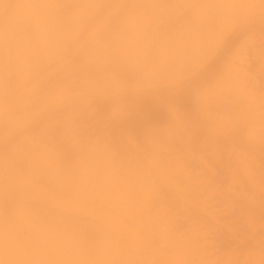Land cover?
I'll use <instances>...</instances> for the list:
<instances>
[{
    "label": "bare ground",
    "instance_id": "1",
    "mask_svg": "<svg viewBox=\"0 0 264 264\" xmlns=\"http://www.w3.org/2000/svg\"><path fill=\"white\" fill-rule=\"evenodd\" d=\"M120 1L124 2V0H0V264H135V263L141 264L143 262L148 261L146 259H145L146 261L144 260L145 257L147 258V255H144V254H149L152 251L151 249H148L149 246H146L145 250L147 251V253H144L145 251L144 244L146 243L144 241V238H146L145 240L147 239L152 240L151 237L157 236L156 238H159V236L162 237L165 233H167L165 234V237H167L169 235L168 233L170 230H172V235L176 234L175 233L176 231L175 230L173 231L172 229L174 227L172 225H175L178 223L179 221L178 219H180L181 214L178 215L180 217H178L177 219L178 221L176 220V223L173 222L174 220L173 218H176L177 211L175 212L173 211L175 213V217L171 216L172 215L171 211L169 212L171 213V215L168 214V210H170L169 208H171L172 206L171 204H175V202L177 201V200L175 201L171 195L175 192L170 193V196L173 199L174 203L172 199H171L172 203L170 201L166 202L164 201L166 200L165 196L167 197V201L168 199H170V197L168 198L169 195L168 196L166 194L164 195V193L166 192L165 191L166 189L164 190L163 188H165V186L163 188L161 187L162 182H163L162 180H165L163 171L166 173L168 172L166 170H169V168L168 169L167 167L165 168L164 162H166L167 164H170L169 159L172 160L170 157L168 159H165V161H162V159L159 160L158 158H153L154 157L153 154L151 155L147 153L148 155L153 156L151 160L150 159L147 160L146 158L147 162H138V164L143 163L146 166H148L150 162L155 163L156 165L155 169L151 168L150 166L146 167L143 164L140 166L142 167L145 166L143 168L141 167L143 169L142 172H144V174L145 172H147V170L144 171L147 168L151 169V170L148 169V173L149 171H151V174L154 170L153 175L151 176L149 173V176L151 177L155 176L154 179L156 180L159 179L158 181L161 180L162 182H161L160 187L163 189L162 192L165 191L162 195L158 194L159 192H157L158 195H156V193L152 194L154 193L155 190H157V189H154L153 187L154 191L151 189L153 192L150 191L151 193L150 192L147 193L148 188H151L153 185H156L155 183L156 180L155 181L149 180L150 183L145 182L146 183L145 184L144 182H141V185H145L147 187V189H145V187L143 188L145 191L143 190L142 191L143 193H142L140 192L142 189L141 185H139L141 189H138L137 187L135 189V187H132L133 184H134L133 186L138 185L136 183L137 182L140 183V177L143 176V173H139L140 166L138 164L136 165L137 167H134V168H138L139 171H137L136 169L138 174L140 175L142 174L141 176L139 175L138 181H136L138 178V174L136 175L137 178L134 177L135 174H131V172L133 173L136 171L135 169H131L130 166L128 167L134 171H131L128 168L126 170L127 172L123 171V174H125V176L127 174L128 176H126L125 178L124 175H121L119 173L120 174V175L118 174L119 178L120 176H123L124 180L118 178L117 172L118 170L122 168L121 163H123L122 165H124L128 162V160H131V159H127L126 162L124 163L125 158L123 159L121 157V154H120L121 151L120 150L118 151L119 148L116 149L117 148L116 146H118L120 142L122 143V138H121L122 136L120 135L121 136L120 137L118 135L119 131L117 135L121 138V141H119L118 144H115V146L113 145L115 147L114 148V147L106 145L107 143L104 144L102 140L103 136L101 134H100V137L102 136V139H101L102 142L99 141L100 144H98L99 142H97L96 139L94 140L92 138L93 136L87 135L86 133L88 134L90 133V131L88 130L91 128V126H89L90 128L88 129L86 127L87 126L86 122L84 123V126H83L84 128L85 127L87 128L85 137L88 136L91 138H85L82 135L83 133L82 130L81 131L79 130L80 131L79 134L81 132L82 133L78 135L80 136V138L82 136L81 140L82 139L83 140L77 141V139H79L78 136L74 135L72 131L66 129V128L69 129L72 124L76 125L77 120L81 119L80 117H77L75 115L77 113L75 105H76V102L78 101L77 99L80 98V95L81 97L82 95L83 96L85 95L86 97L89 98L92 92L99 90L98 88L99 85L102 86L101 84L106 83V85L108 86L109 82H111V85L109 86L112 88L114 86L113 84L114 82L117 86L120 84L116 88H119V87L121 88L123 86L124 89H121V90L129 89L133 91H138V89L141 88L143 85L149 84L148 79L151 77V75L154 72L155 73L159 72L156 69L157 66L159 65L163 66L165 65L163 63H168V61L167 62L164 61L163 59L164 57L161 58L160 55L159 57L157 55V58H158L157 60L155 57L153 58V56L154 55L156 56L157 54L154 48L153 49L155 50V52L154 51L153 52L155 54H153V56L151 57L150 53L152 52H150L151 49L150 47H148L150 46L149 44L151 42L148 44L147 48H145L146 50L149 49L147 50L148 53L143 51L145 50L142 47L143 45H141V48H143L142 50L143 52L142 51L140 52L141 50L140 45L138 44L134 45L138 41L137 40L134 42L133 41L135 39L134 37L141 38L138 31H137L138 33L136 32V34H139V36L138 35L134 36L135 35L134 32L136 29H134V32H131L132 28H134L133 26H131L134 24V21L130 25V30H127V31L123 30L125 21L121 22V23H124L122 24V28L119 27L120 26L119 22H117L118 23L117 25L119 26H117V28H114V29H117L118 31L116 33H115L116 30L113 33L114 29H112L113 26H116V24L114 23L116 19L113 21V23L115 24V25L113 24V26L110 25V23L112 22L110 21L108 26L110 25L112 27L110 28L111 30L108 29V27L107 28L104 27L106 30L108 29L107 31L109 34L107 33L105 29L104 31H106V33L105 32L102 33V31L99 32V28L101 24L99 27L96 26L98 30L95 28L94 25H93L94 28L92 27L93 30H90L91 29L89 28L90 25H88L90 23L87 21H84L88 23L87 24L88 27L87 26L85 27L88 28L87 30L88 38H90L89 39L90 42L91 40L94 41L92 42L94 43V46L92 43L91 45L88 43L87 46L82 45L83 48L82 46L81 48H79L80 45H78V43L79 41H82L79 38L86 31L83 32L82 28L80 29L76 25H74L75 21L73 20L76 19V22H77V18H78V17L77 18L74 17L76 13H78L77 16L79 15L82 20V16L84 15V13H86V11L88 10L90 11V8L92 6L96 7L98 4H102L106 7L105 4H107L108 2L109 3L115 2V4H117L116 2H119L122 5ZM129 1H131V3ZM132 1L135 4H137L138 2H140V4H147L146 1H151V0H128V3L132 4ZM144 1L145 3H143ZM165 1L163 0V2ZM185 1L186 0H184V2ZM189 1L190 0H188V3ZM197 1L198 0H196L195 3ZM210 1H213V0H210ZM219 1L220 0H214L213 2L217 3ZM227 1H228L227 2L228 4L229 3L231 4L228 5L226 3V0L224 1L221 0L222 3L220 4L219 2V4L224 7H221V8L220 6L217 7V5L219 4H216L214 6L215 8L217 7L216 8L217 10L219 8L223 9V12H226L227 10L231 12V11H234V9L236 8V12H237L238 7H239L238 5H243V3L240 0H238V2L240 1L241 4H237L238 2L237 3L235 2L238 7L234 8L233 6L234 0H231V1L227 0ZM245 1L247 3H249V1L251 2V0L249 1L245 0ZM255 1H258V0H252V2H255ZM152 2H154V0H152ZM181 2L182 1L179 2L178 0L179 4ZM203 2L205 3V0ZM223 3H226L227 4L226 7L229 6V9L232 8L233 10H229L228 7L227 9H225L226 7H225V4ZM115 4L113 3V5ZM161 4H162V1H161ZM74 5H82V6L86 5L87 7L86 6L84 7L87 9L74 8L73 7ZM256 5L254 4L252 6H256ZM98 6L97 8L99 10ZM104 6L103 8H105ZM108 6L110 5L108 4L107 7ZM138 6H141V5H139L138 3ZM263 6L264 4L258 7L261 8ZM251 7L250 5H248V8H251ZM93 8L94 7H92L91 11H95L94 10L95 8L94 9ZM203 8H206V7H203ZM242 8L244 7L241 6V9ZM101 9H102V6H101ZM134 9H132V12L134 11ZM98 10L96 9V11ZM213 10L216 11L215 9ZM242 10L244 11V9ZM89 11L87 12L88 14L94 13V12H91V11L89 12ZM113 11L114 10H112V12ZM135 11L137 10L135 9ZM148 11H151V10L148 9ZM214 11L213 13L215 14ZM255 11L258 12V8ZM80 12H84V13L82 14ZM98 12L96 13L97 14L101 13V12L99 13ZM129 12L127 11L126 14ZM223 12L220 10L219 13L217 12L216 13L222 15L224 14ZM66 13H73V14L67 15ZM124 13L125 12L123 11V16L125 15ZM213 13H210V14H213ZM62 14L66 15L67 18L69 16L70 20L67 19L65 16H61ZM227 14L225 13V15ZM243 14L244 12L242 13V15ZM59 16L63 17L64 20L59 18ZM65 18L67 20H65ZM84 18L85 16H83V19ZM60 19L62 21H65V22L68 21V22L62 23ZM93 19H95V17ZM85 20H87V18ZM119 21H121L120 18H119ZM129 21L131 22L132 18ZM231 21L232 20H230V22ZM242 21H245V20H242ZM69 22L70 24L74 23L73 24L74 26L68 25ZM90 22L94 24L93 23L94 20L93 21L90 20ZM130 22L127 21L128 24H130ZM102 24H104V21ZM139 26L140 25L138 23L137 27ZM152 26L155 27V25H152ZM118 27L121 29L118 30ZM128 27L129 25L127 26V28ZM154 27H152V30L150 29L151 30L150 32L151 33L153 32V34L151 33L149 34L148 32L149 35L147 37H149L150 35L151 36L154 35L155 31L153 30L158 28L156 26L154 29ZM124 28L126 29V26ZM102 29H103V25H102ZM157 30H160V28ZM161 30H162V27H161ZM166 30L170 31L169 28ZM121 31H123L125 34L122 33ZM140 31H142L141 28H140ZM181 31L182 30H180L179 32L178 31L176 32L180 33L181 35L182 33ZM166 33H168V31ZM163 35L165 34L163 33ZM84 36H86V34ZM129 36H130V39L134 36L133 40L126 41L128 40L127 37ZM123 37H125L126 40H124L125 38ZM70 38H72V42ZM99 38H100V41L102 39L104 40H102L99 43ZM93 39H98L97 40L98 43H95L96 40H93ZM66 40L68 43H66ZM125 41L127 44L124 43ZM69 42L71 45L69 44ZM67 44L70 47L67 46ZM152 44H154V42ZM68 55L71 56V58H69ZM160 58L161 60L163 59L162 60L163 62L160 61ZM81 66L82 67L84 66V67L82 68ZM87 66L90 68H88ZM80 67H81V70L85 69V71L87 67L88 72H93L94 75L92 76L91 74L90 76L92 77H90L87 75L89 74L88 72H86L87 74H84V71L82 72L80 70ZM92 67H95V68H92ZM77 68L79 69L78 72L80 71L82 73L79 72V74L76 75L78 73L76 72L75 75L77 77L79 76L80 78L79 77L76 78V76H74L73 74L75 73V71H77ZM92 69L94 70L97 69V70L94 71ZM162 70L163 69H161L160 71L162 72ZM71 73L73 75H71L70 77ZM80 75L83 77V79H81ZM86 75L88 78H86ZM152 76H154V74ZM105 87L106 86H104V88ZM112 91H109V92H112ZM114 94L115 93H113V95ZM119 94H122V93H120L119 91ZM140 94L142 93L140 92ZM118 99L120 98L118 97ZM80 101L81 100H79V102ZM79 102H78L79 106L80 104H83L82 102L81 103ZM84 103L86 105V102ZM103 103L106 105L105 102ZM88 106L90 105L88 104ZM87 108H90V107H87ZM84 109L85 108H83V110ZM95 111L97 110L95 109ZM88 112H85L86 114H81L82 113L81 111L78 113H80V115H87ZM98 113L99 112L97 111V116L101 117L100 116L101 114L99 115ZM89 114L91 113L89 112L88 116H85L84 119H81V121L82 120L88 121ZM92 114L94 115L93 112ZM74 115H75V118L73 119L76 122L72 123L73 120H71L72 119L71 117ZM97 116L95 114V116H93L92 118L95 117L98 121L99 117L97 118ZM76 117L78 118L77 120H76ZM86 117L88 118L86 119ZM95 118H94V121L96 120ZM68 120H71L72 122ZM66 121L70 123L69 127H68V124L66 127L65 125ZM81 121H79V123H83ZM94 121L93 120L91 121L93 122L92 126H94L92 128H95L94 123L95 124L97 123L96 121L95 122ZM100 124L102 125V123ZM100 124H97L96 127H100L101 126ZM73 125L71 128L73 129V132H75V130H77L78 127L73 128L74 127ZM105 131H102V133L103 132L105 133ZM77 133L78 131L76 132V134ZM93 133L92 135H94ZM106 133H108V131H106ZM95 135H98V134H95ZM105 136H109V135L106 134ZM104 140L106 139L104 138ZM151 146L149 145V147ZM120 149L124 150L125 148L123 149L122 147ZM150 150L152 152V149ZM117 152L119 153L117 154ZM155 154L157 153L155 152ZM125 155L126 154H124V157ZM152 159L153 160L158 159V160L153 161ZM132 160L135 161L136 159L135 160L132 159ZM132 162H131V165L135 166V164H132ZM176 163L177 162H173L168 166H171L172 164H174V168H175L176 166L180 165V163H183V162H178L177 164ZM128 164H126L125 166L127 167ZM161 166H164L163 167L164 170L161 169V172H160L159 169L162 168ZM181 166H184V165L181 164L180 166H178V168L180 169ZM115 167H117L118 169L117 168L115 169ZM178 168L176 167V169ZM185 169L186 168H184V170ZM155 170L160 172V174L162 173L161 175L163 176L164 179L161 178L162 176L159 174L161 176L160 177L158 173L155 172ZM185 173H186V170H185ZM129 174L133 176V179L131 178V176H129ZM146 174L144 175L146 176L144 177V179L146 178L147 180L149 176L147 178L148 174L147 175ZM156 176H158V178ZM129 177L132 180H134L136 183L132 181L131 179L129 180L128 179ZM186 177H183V178H186ZM114 179H116V183L114 182ZM125 179L129 180V182L132 181V184L130 185L127 182V180L125 181ZM111 183L113 184L109 185ZM150 184L152 186H149ZM128 185H130L131 187ZM157 185L155 188H158ZM129 187L130 189L134 188L135 191L134 189L133 190L131 189V191H134L135 193L137 192V189H138L140 190L138 191L140 194H145L146 192L148 195L150 194V197L152 194L154 195L151 197L153 199H150L151 201H147V199L149 200V198L146 197L148 195L146 194V196L143 197L139 195L138 192L136 193V195L138 194L136 196L130 191ZM170 189L171 191L172 189L177 190V188H170ZM160 190L161 189H159V191ZM167 191H169V189ZM174 195H177V194H173V197ZM138 196H141V198H147L146 201L149 202L148 203L149 205H151L150 203L153 204L154 202L158 201V198L159 200L161 198H164L163 200L164 203L161 200V204L156 205V206L161 208L163 212L167 213L165 215L166 216L168 215V216L166 217L165 215H160V216H163V219L161 217L157 219L158 217L157 215L159 213H156V210L158 209V207H156V210H154L155 212H152V216L154 217L157 216V217L153 218L151 216V220L153 221L154 219H156V221L159 220L158 222L160 223L150 222L149 221L150 217L147 218L146 214L144 213L145 210L142 212L140 208H143V207L145 208V206L147 205L148 209L152 208L151 210H153V207L151 206L149 208V205L146 203V201H144V199L140 200L141 201L140 202L139 201L140 198ZM175 197L177 199L178 198L181 199V200L178 199V202L180 201L178 205H181L182 201L184 203V200L182 199L184 198V196L183 197L175 196ZM188 200L186 199L185 201L187 202ZM143 201L145 202V204L142 203ZM190 201L191 200H189L188 202ZM159 202L160 201H158L157 204H159ZM168 203L169 204L171 203L170 204L171 206L167 205L169 206L167 207L166 204ZM162 206L167 210V212L164 211L165 209L162 208ZM255 215L257 214L255 213ZM164 217L169 219V220H166L167 221L166 223L168 224V221H169V224H171L172 227L169 224L168 226L171 228H169L167 224L165 225V221H163L164 224L159 225L161 224L162 220L166 219ZM170 217L172 218L171 222L175 224L170 223V220H171ZM142 218H144L143 219L144 221H142ZM146 218L147 220L148 219L149 220L147 221ZM145 220L147 222H145ZM187 220H188V216H187ZM142 222L143 223L145 222L147 227H150L147 225L149 224L148 222H150V223H156L157 226L159 225L160 227H162V230H164V228L165 229L169 228V230H166L167 232L165 233L161 232V228L153 224L155 226V229L157 228L160 231L159 232L156 229V231H158L159 233L157 232L155 234L156 231L154 229V226L152 227V224H150L151 225L150 229L152 228L151 230L154 232V235L156 236L153 235L147 238V236L150 233L153 234V232L150 231L149 229L148 231H150V233L148 232L149 233L148 234L146 232L148 228L145 227V224H143L145 228L142 230ZM189 222L187 221L186 224L188 225ZM194 222H202V221H194ZM191 224H193V222ZM175 226L177 227L178 224ZM191 228H194V227H191ZM143 231L146 232L144 233V235H143ZM184 231L182 230V233ZM173 232L175 234H173ZM197 232L202 233L200 231H197ZM204 232L203 234H200L202 237L205 236ZM185 233H187V231ZM185 233H183V236L187 235L186 237H188L189 235ZM178 234L177 236L176 235L175 236L179 237ZM196 234L197 233L195 232V235ZM145 235L146 237H143ZM172 235L170 234V238L172 237ZM181 236L182 235H180V237ZM197 236L198 235H196V238ZM248 237L250 239L249 238L247 239L250 240V242H252V243H249V241L247 240V243L249 245L251 244L253 245L255 244L256 241H258V240H255L256 238H258V236L256 238L253 236H248ZM252 237L255 239H253ZM177 239L175 238V240ZM184 239L185 237L183 239H180L181 241L174 240V242H172L173 238L171 241H169L167 237L166 238L167 241H164L166 244L164 242L162 243L157 242V243H160V245L164 243L165 244L164 249H166L167 251L169 249H170L169 251H171L172 247H175V246L178 247V250L181 249L178 251L176 247L173 248L174 251H171L173 255L170 254V252L168 251L169 257L171 256L170 261H172V259L175 258L177 254L175 259L177 260L179 259L178 260L179 262L180 260L182 261L183 258L184 259L187 258V260L185 259V264L187 262H190L188 264H194L200 252L198 251L193 252L195 255H197L196 258L194 257V254L192 252L189 253L188 255L189 257L186 256L187 255L186 251L188 252L189 249L186 250L187 248L185 249L184 247H186V245H189V244L188 243L180 244V243H185L182 241ZM187 239L189 240L190 238H187ZM198 239L201 240V237L200 238L198 237L197 240ZM197 240L196 242H200L199 240L198 241ZM204 240L205 239L201 241L203 242ZM184 241H187V240L185 239ZM170 242H172V244L174 243L173 246L166 247V245L168 246ZM197 244L199 243H196V245ZM181 245H185V246L183 247ZM204 245H207V243H205ZM169 246H171V244ZM194 246L195 245H193V247ZM182 247H183V250H185L183 252H182ZM190 247L193 248L192 246ZM197 247L198 246H196L195 248ZM195 248H193L192 250H195ZM160 249L162 248H159L157 250L159 251ZM201 249L202 248H200L199 251H201ZM175 250L179 253H177ZM167 251H164V252H167ZM184 252H185L184 255L181 254ZM155 254L157 257L159 255L160 259H158L157 257L156 259L160 260V262L157 260L155 261L159 262V264H162V263L165 264V261H163V258L164 259L167 258L168 254L165 253L164 255L165 256L167 255V257H163L164 255L163 256L160 255L161 253L159 254V253L154 252V254L150 253L148 257L152 255L154 256ZM180 254L182 257H180ZM141 255L142 256L144 255V256L142 257ZM209 255L210 254H208L207 257H209ZM153 256H152V259L149 258L150 263L146 262V264H151L152 262L151 260H153L155 257ZM192 256L195 258L194 260ZM201 257L202 256L198 258H201ZM210 257L214 258L212 255ZM210 257L208 258L209 260H210ZM189 258H191V260H188ZM203 258L205 257L203 256ZM203 258L201 259L205 261V259ZM192 260L193 262L191 263ZM183 261H182V264H184ZM210 261L212 262V260ZM156 262L155 263L153 262V264H156ZM166 264H168V262H166ZM195 264H197V262Z\"/></svg>",
    "mask_w": 264,
    "mask_h": 264
},
{
    "label": "rangeland",
    "instance_id": "2",
    "mask_svg": "<svg viewBox=\"0 0 264 264\" xmlns=\"http://www.w3.org/2000/svg\"><path fill=\"white\" fill-rule=\"evenodd\" d=\"M161 1H162V4H161ZM161 1L159 0L158 1L154 0V2H152V0L146 1L147 4H140V2H138L139 5L141 6H138L137 2H136L137 4L133 3V1H132V4H130L131 1H129L130 3H128V0H124V2L120 1L122 5L119 2H116L117 4L113 2L115 5H113L112 2H110L111 4L108 2L107 4H105L106 7L102 4H98L100 6L96 4L99 7V10L97 6L96 7L92 6L95 8L93 9L95 11L97 9L102 14L101 13L97 14L96 12L98 11L96 12L91 11L92 7L90 6L91 7L90 11L94 13L93 14L91 13L92 15L90 13L88 14L87 12L89 10L86 11V13H84L85 11L80 12L82 14L84 13L83 16H85L84 19L82 16L83 21L81 20V17L79 15L77 16L78 13H76V15L74 14L75 15L74 17L76 18L78 17L77 22L75 19L73 20L75 21L74 22L75 24L73 22L71 23H73L80 29L82 28L83 32L86 31L84 34H82L83 37L81 35L79 38L80 40H82V41H79L78 43V45H80L79 48H81L82 45L87 46L88 43L91 45V43L94 42L92 40L90 42L89 40L90 38H88V34H87L88 28L85 27L88 24L87 22L90 23L88 24L90 25L89 27L91 28L90 30H93L94 28L93 25L98 30L96 26L99 27L101 24L99 28V32L102 31V33L103 32L106 33L108 29L112 28L111 26H113L114 23L116 24V26H113L112 29L117 28V26L119 25H120L119 27L122 28V24L124 23H121V22H124V21L126 25L124 24L123 30H126V31L130 30V25L134 21V24L131 25L134 27L132 28L131 32H134V29H136L134 32L135 33L134 36L136 35L139 36L140 34V37L142 38V40L141 38L134 37V36L133 37L136 40L135 39L133 40V37L130 39V36L127 37L128 40H126V38L123 37L125 38L124 40L126 41L133 40L134 42L138 40L139 43L137 41L136 44L134 45L138 44L140 45V48H141V45H143L142 47L144 49L147 48L148 44L151 42L149 44L150 46H148L151 49L150 52H152L150 53L151 57L153 56V54H155L154 52L156 50L157 54L156 56L154 55L153 58L155 57L157 60L158 59L157 55L158 57L160 55V57L161 58L164 57L163 58L164 61L166 62L168 61V63H163L165 64L163 66L162 65L157 66L158 68L156 67V69L159 72L158 71H157L158 73L154 72L153 73L154 76H152L153 75L152 74L151 77L148 79L149 81L148 82L149 84H147L148 86L143 85L141 88L138 89V91H133L129 89L121 90V89H124L123 86L121 88L120 87L116 88L120 84L117 83L119 84L117 86L114 82L113 84L114 86L115 85L116 86L115 87L113 86L112 88L109 86L111 85V82H109L108 86L106 85V83L105 84L103 83L104 85L101 84L102 86L99 85L100 86V87L98 86L99 90L92 92L91 96L89 95L90 96L89 98L86 97L85 95L84 96L82 95V97L80 95L81 99L78 98L77 99L78 101L76 102V105H75L76 111H77L75 115L77 117H80L81 119H84L85 116H88L89 112L91 114L93 112L94 115L92 114L91 116V114H89V118L86 117V119L88 118V121L86 120L81 121L80 118H79L80 120H77L78 118L76 117L77 122L74 121L73 119L75 118V115H74L71 117L72 119L70 118L71 120H73V122L71 120H68V121H71L72 123L76 122V125L75 124L74 125L72 124V125L74 126L73 128L78 127L77 130L73 132V129L71 128L72 125L70 127L72 130L70 128L69 129L66 128V129L72 131L74 135L78 136L79 139H77V141L83 140V139L81 140L82 136L81 138L79 136L82 132L84 133V134L82 133L84 137L86 134L89 136H93L92 138L94 140L96 139L97 142L101 141L102 136H103L102 140L104 144L107 143L106 145L111 146V147H114L115 144H118V142L121 141V138H122V143L120 142L121 144L119 143L118 146H116L117 147L116 149L119 148L118 151L119 150L121 151L120 153L121 157L123 159L125 158L124 163L126 162L127 159H131V160H128V162L126 163V164L129 163L127 167L125 166L126 164L122 165L123 163H121L122 168L118 170L117 175L120 173L121 175L125 176V174H123V171H126L129 168L128 166H130L131 169H135V171L136 169L137 171H139L138 168H134V167H137L136 165L138 164V162H147V160L149 159L151 160V158L153 157L151 156L152 154L154 155L153 158H158L159 160L162 159V161H165V159H168L170 157L172 159V160L169 159L170 164L173 162H177V163L183 162V163H180V165L182 164L184 166H181L180 169L178 168V166L180 165L176 166L178 168L176 169V167L174 168V164H172L171 166H168L170 164H167L166 162H164L165 168L166 167L167 169L169 168V170H166L168 171L166 172L167 174L163 171L164 166H161L162 168L160 169L158 168L160 172H161V169H163L162 171H163V175L165 178V180H162L163 182L161 180L158 181L159 179L157 180L154 179L155 176L151 177L154 173L153 169H152L153 170L152 174H151V171H149L151 176H149V173H148V169L150 168H147L144 170V171L147 170L145 174L146 173L148 174V175L146 174L147 178L149 176V178L147 179L148 181L156 180L155 182L156 185L158 183L157 185L158 188H155L156 185L152 186L151 184L154 183L152 182L149 185L152 187L148 188L147 193L150 191L153 192L154 189H157L158 191L155 190L156 192L154 191V193L152 194L156 193V195L158 194L162 195L166 191L164 195L166 194L167 196L169 195L168 198L170 197L168 201H167L166 196H165L166 200H164V198H161L159 200V198L157 197L158 201H160L159 204H157L158 201L155 200L156 202L154 203L156 204L150 203L151 205H149L148 204L149 202L147 201H151L150 199H153L151 197L154 195L151 194V197H150V194L148 195L146 192L145 194H140L138 192L140 191L138 189H141L139 187V185H141V182L150 183V181L148 182L146 178L144 179V177L146 176H144L145 174L144 172H142L143 170L142 168L145 167L146 165L142 163L143 165H145L142 167L140 166L142 164L140 163L138 164L140 166L139 173H143V176H141L142 174L141 175L138 174L137 171L133 173L131 172V174H135L134 177H136V175L138 174V178L136 177L137 178L136 181L139 180V175L142 177V178L140 177V183L138 182L136 183L134 180H132L133 176L129 174V176H131L132 179L130 177L128 179L129 180L131 179L136 184H138L135 186H133L134 185L133 184L132 187H135V189L136 187L138 188L137 192L139 193V195L143 197H145L146 194L148 195L146 197L149 198V200L147 198H141V196H138L140 198L139 201L142 199L146 201L147 199L146 203L149 205V208L151 206L153 207V210H151L152 208L148 209L147 205L145 206V208L143 207L144 209L140 208L142 212L145 210L144 213L146 214L147 218L150 217V220L149 219L148 220L150 222L160 223L158 222L159 220L156 221V219H154L155 221L154 220L152 221L151 216H152V212H155L154 210H156V207H158L156 205L161 204V200L162 202L163 200L166 202H169V201L171 202V199L173 198L175 201L177 200L176 202H178V199L179 200L181 199L180 198L177 199L175 196L177 197L184 196V198H182L184 200V203L182 201L181 202L182 204L180 203L181 205H178L180 201L178 203L175 202V204H171L172 203L171 202L170 204L174 207H172L169 203L166 204V206L167 205L171 206V208H169L170 210H168L169 215H171V213H169L171 211L172 212L171 216L175 217L174 212L175 211L178 212V213L176 212L177 216L176 218H173L174 219L173 222L176 223V220L178 219V217H180L178 215L181 214L180 219H178L179 221L177 220L178 221L177 227L175 226L177 224L171 222L172 221L171 217H170L171 219L170 223L175 224L172 226H174L176 229L174 227L172 229L173 231L174 230L176 231L175 232L176 234L174 232L173 234L177 236V234L180 233L178 234L179 237L180 235L182 236L179 238V237H176L175 235H172V230H170L171 233L169 231L168 233L169 235L168 236L166 235V236L168 237L169 241H171L173 238L172 242H174L175 238L176 239L178 238L177 240H175V241H178L185 237L187 241H184L185 240L184 239L182 241L185 243H180V244H187V243L189 244V245H186V247H184L185 245H181L185 249L187 248L186 250L189 249L188 252L186 251L187 253L186 256H188L189 253L191 252L192 253L195 251L200 252V254H198V257L202 256L201 258H203L204 256L205 258L203 259H205V261L202 260L201 258H198L197 255L193 253L194 257L195 258L197 257L195 260V263L197 262V264H204V262L205 264H264V19H263L264 18V12H263L264 6L261 8L258 7L264 4L263 2L264 0L263 1L258 0L259 2L258 1L252 2L251 0L252 3L249 0H247L249 1V3H247L245 0H240L243 3V5H238L240 8L237 6V4H241L240 1L238 2V0L237 1L234 0V5L233 4L232 5L234 6V8L238 7V11H237L238 14L236 12V8L234 9L235 12L234 11L230 12L228 10L227 11L225 10L226 12H223V9H220L221 7H224L220 5L222 3L221 0L219 1L220 4L219 2L214 3L213 2L214 0L213 1L205 0V3L203 2L204 0L203 1L198 0L200 1V2L197 1L198 3L197 2L195 3L196 0H192V1L190 0L189 3H188V0L185 1L186 3L184 2V0H179V2L182 1L180 4L178 3V0H169V1L166 0L167 3L165 0H164L165 2H163V0ZM227 2L228 1L226 0V3ZM235 2L236 3L238 2V3L236 4ZM143 3H145V1ZM226 3H223L225 4V7L228 4ZM108 4L110 6L107 7ZM216 4H219L217 5V7L220 6L218 10L216 9L217 7L215 8L214 6ZM254 4L255 5L257 4V5L252 6ZM248 5H250V7L252 6L251 7L252 9L248 8ZM84 6L86 5H83V6L74 5L73 7L84 9L85 8ZM101 6L103 10L101 9ZM103 6L107 9L103 8ZM241 6L244 7L242 8L244 9V11L241 9ZM203 7H206V8H203ZM227 7L229 9V6ZM227 7L225 9H227ZM110 8L114 11L112 12ZM134 8L138 12L139 11L140 12L138 13L137 11H135ZM257 8H258V12L255 11L257 10ZM132 9H134L133 12H132ZM148 9L151 11H148ZM213 9H215L216 11H214ZM220 10L224 14L222 15L217 14L219 13ZM229 10H233V9L230 8ZM123 11L125 12L124 16H123ZM127 11L128 12L130 11L131 13L129 12L127 13L128 14L127 15L126 14ZM213 11L215 12L217 16L213 13ZM243 12L244 14L242 15ZM210 13H213V14H210ZM225 13L226 14L229 13V14L225 15ZM66 14L71 15L73 13H66ZM218 15L220 16L221 19L219 18ZM61 16L66 17V15H63V14ZM92 17L93 18L95 17V19H93ZM59 18L64 20L63 17L59 16ZM66 18L65 20L69 19V16L67 19ZM86 18L87 20H85ZM119 18L121 19V21H119ZM131 18H132V21L130 22L129 20H131ZM102 19L104 21V24H102L103 23ZM115 19L116 21L113 23ZM62 20H61L62 23L65 22ZM90 20L92 21L94 20L93 22L94 24H92ZM230 20L232 21L230 22ZM242 20H245V21H242ZM84 21H87V22H84ZM110 21L112 22L110 23ZM127 21L130 22V24H128ZM67 22L68 21H66L65 23ZM117 22H119V25H117L118 24ZM109 23L111 26L110 25L108 26ZM138 23L140 25L139 27H137ZM73 24H70L69 22L68 25L72 26ZM102 25H103V29H102ZM128 25H129L128 27L129 29L127 28ZM152 25H155V27L157 26L158 28L155 29V27ZM125 26H126V29L124 28ZM104 27L105 28L108 27V29L106 30ZM119 27H118V30L121 29ZM152 27H154L155 29L153 30L155 31L154 35H152L153 37L151 35L147 37L151 33L150 31L152 30ZM161 27H162L163 32L161 30ZM184 27L186 28V30ZM140 28L142 29V31H140ZM159 28L160 30H157ZM168 28L170 29V31L166 30ZM104 29L106 31H104ZM180 30H182L181 31L182 33L183 32L185 33V31L186 33L185 34L183 33V35L181 33L180 35V33H178ZM114 31L115 33L118 32L117 29H114L113 33ZM137 31L139 32V34H136ZM167 31L169 34L166 33ZM121 32L124 33L123 31ZM163 33L165 35H163ZM85 34L86 36H84ZM151 34H153V32ZM70 39L72 42V38ZM93 40H96L95 43H98L97 42L98 39H93ZM101 41L99 38V43ZM126 41L124 43H126ZM152 41L154 42V44H152L153 43ZM66 43H68L67 40H66ZM92 44L94 46V43ZM67 46L69 45L67 44ZM143 48H141L140 52L143 50ZM147 50L145 49L143 51L148 53ZM69 58H71V56H69ZM161 58H160V61L163 60V59L161 60ZM81 67H80V70H81ZM87 67H86V71L85 69L81 70L82 72L84 71V74H87L86 72H88ZM92 68H95V67H92ZM159 68L160 70L163 69L162 72L159 70ZM78 70L79 69L77 68V71L73 73L74 76L79 74L80 71L78 72ZM76 72L78 73L76 74ZM88 73H89L87 74L88 76H90L91 74L92 76L94 75L93 72H88ZM73 74L71 73L70 77ZM87 75H86V78H88ZM78 77L76 76V78ZM81 79H83L82 76H81ZM104 86L106 87L104 88ZM112 90L115 92H113ZM139 90L142 94H140ZM109 91H112V92H109ZM119 91L122 94H119ZM113 93L115 94L113 95ZM118 97L120 99H118ZM79 100L81 101L79 102ZM82 100L86 102L87 107H90V108H87L85 103ZM78 102L83 103V104H80V106L82 107L79 106ZM103 102H105L106 105ZM88 104L90 106H88ZM77 106L80 109H78ZM91 107L94 109H92ZM83 108H85L84 109L85 111L83 110ZM95 109L99 112L98 113L99 115L101 114L100 115L101 117L97 116V111H95ZM79 110L82 112L81 114H86L85 112H88V111L89 112L87 113V115H80V113H78L80 112ZM95 114L97 118L99 117V119L97 121V119L94 117L97 123L96 124L94 123L95 128H92L94 126H92L93 122L91 121L92 120L94 121V118L92 117L95 116ZM79 121L83 123H79ZM99 121L100 123H102V125L99 123ZM85 122L87 125L86 127L88 129L90 128L89 126H91V128L88 130L90 131L89 134L86 133L87 128L83 127ZM67 124L69 127L70 123L66 121V124H65L66 127H67ZM97 124H100L101 126L96 127ZM104 129L108 131V133H106ZM79 130L80 131L82 130L80 134H79L80 132ZM77 131L78 133L76 134ZM102 131H105V133L108 134L109 136H105L106 134L104 132L102 133ZM118 131H119V134H118ZM91 132L92 133L94 132L93 133L94 135L95 134H98V135L94 136L92 135ZM100 134L102 135L101 137H100ZM117 134L119 136L121 135L122 137L120 136L121 137L120 138ZM85 138H91V137L86 136ZM104 138L106 140L108 138V140L106 141L104 140ZM98 144H100V142ZM149 145L150 146L152 145V146L149 147ZM122 147L123 149L125 148L124 149L125 152L124 150L120 149ZM132 148L133 149L137 148V149L133 150ZM150 149H152V152ZM153 151H155L157 154H155V152ZM118 153L119 152H117V154ZM147 153L151 155H148ZM124 154H126L127 156L125 155L124 157ZM132 159L134 160L136 159L137 161L136 160L133 161ZM158 159H154V160H158ZM131 162L132 164H135V166L131 165ZM149 166L154 169L156 167L155 163L153 162H150L148 166L146 167H149ZM116 168L117 167H115V169ZM184 168H186L185 169L186 173H185ZM131 171H134V170H131ZM155 172H157L158 175L160 174V172L156 170ZM119 175H118V178H119ZM126 176L128 175L126 174ZM156 177L158 178V176ZM183 177H186V178H183ZM161 178H163V176ZM119 179L124 180V177L120 176ZM126 180L127 179H125V181ZM129 180H127V182L131 185L132 181L129 182ZM114 182L116 183V179H114ZM161 182H162V186H161ZM113 183L109 185H112ZM141 186H142V189L140 192L144 190L143 189L144 187L145 189H147L145 185H141ZM160 186L162 188L165 186V188L163 189L164 190L166 189V190L162 192L163 189ZM166 186L169 189V191H167L168 189L166 188ZM168 186L170 188H177V190L172 189L171 191V189ZM159 189L161 190L159 191ZM134 191H131V192L136 195L137 192L135 193ZM157 192L159 193L157 194ZM170 193L177 194V195H174L173 197V194H171L172 195V198H171ZM185 196L186 197L188 196V197L186 198ZM185 198L187 200L190 198L189 200L191 201L188 202L189 201L188 200L186 202ZM144 201L142 202L143 204H145ZM162 208L164 207L162 206ZM158 209L162 210L159 207ZM158 209L156 210V213H159L158 215L156 214L158 217L157 216L155 217L152 216V217L153 218L157 217V219L161 217L163 219V216H160V215H165L167 213L163 212V210L160 211ZM164 211L167 212L166 209ZM160 212L161 213L163 212V213L161 214ZM255 213L257 215H255ZM187 216H188V220H187ZM143 219L144 218H142V221H144ZM146 220L145 222L148 221ZM166 220H169V219L166 218L165 220H162L161 224L159 225L164 224L163 221H165V225H166L167 224ZM186 220L188 222L190 221L191 223L193 222V224L189 222L190 224L188 223L187 225ZM193 220L202 221V222H194ZM145 222L144 223L142 222V230L145 227H147ZM150 222H148L149 223L147 224L148 226L151 227L150 224H152V227L154 226L153 224L157 226L156 223H150ZM143 224H145V227ZM168 224H169V221H168ZM169 225L171 226V224ZM155 226H154V229H155ZM150 227H147L148 229L146 228L147 233L148 232L150 233V231H152L151 230L152 228L150 229ZM191 227H194V228H191ZM160 228H161V232H164V233L167 232L166 230H169V228L168 229L164 228L165 230L164 231L162 230V227ZM149 229L150 231H148ZM182 230L183 231L185 230L183 233L187 231V233L185 234H188L189 236L188 237H186L187 235L183 236ZM158 231H156L155 234ZM197 231H200L202 233H199ZM146 232L143 231V235ZM195 232L197 233L196 235H198L197 238L201 237V240L205 239L203 241L204 243L200 239H198L200 242H196L197 238H196ZM203 232L205 235L204 237L200 235V234H203ZM165 234L164 235L162 234L163 235L162 237L159 236V238H156L157 236L154 235V232L153 234L150 233L149 234L150 236L148 235L147 238L153 235L156 237H151L152 240L151 239L145 240L146 238H144V241L147 243V244L146 243L144 244V250L146 249V246H149L148 249L152 250V251L150 250L151 252L149 251L151 254H154V252H156L159 254L161 253L160 255L163 256L165 253H167L168 257L167 255L163 256V257H167L165 259L163 258V261H165V264L166 262H168V264H182V261L184 258L183 259L181 258L182 261L180 260L179 262L178 261L179 259L178 260L175 259L177 256L176 253H174L176 254L175 258L172 257L175 260L172 259V261H170L171 256L169 257V252L170 254H172L171 251H174L173 248H175L176 246L172 247L174 243L172 244V242H170L168 246L166 245V247H172L171 251H169L170 250L169 249L168 250L169 252H168L166 249H164V246L166 244L164 241H167L166 240L167 237H165ZM170 234L172 235L171 238H170ZM192 234H194L195 236ZM146 235L143 237H146ZM256 235L258 236V238H256L257 237ZM248 236H253L256 239L253 237L252 238L258 241H256L255 244L253 245L252 244L249 245L247 243V240H248L247 238H249ZM187 238H190V239L188 240ZM206 238L208 241L206 240ZM248 241L249 243H252L250 242V240ZM157 242H160V243L164 242L165 244L163 243L164 245L163 244L160 245V243H157ZM196 243H199V244L196 245ZM205 243H207V245H204ZM170 244L171 246H169ZM191 244L195 246L193 247V245ZM190 246H192L193 248L198 246L197 247L198 249L195 248V250H192L193 248H191ZM155 247L157 249L162 248L163 250L160 249L158 251ZM183 247H182V252L185 251L183 250ZM154 248L156 251L154 250ZM200 248H202L201 251H199ZM176 249L178 250V247H176ZM162 251L163 252L167 251V252L163 253ZM144 253H147V251L145 250ZM149 254H144V255H147V258L145 257L144 260L145 259L148 260V261L145 260L148 263H150L149 258L152 259V256H153L152 255L148 257ZM181 254L184 255L185 252ZM181 254H180V257H182ZM208 254H210L209 257L211 255L214 257V258L210 257V260H212V262L208 259L209 258L207 257ZM154 256H153L154 259L151 260L152 261L151 264H153V262L155 263L156 262L155 260H157L156 254ZM194 257L192 256L193 260L195 259ZM157 258L160 259L159 255ZM185 259L187 260V258ZM185 259L183 261L184 264H185ZM188 260H191V258H189ZM193 260L191 261V263L193 262ZM157 261L160 262V260H157ZM146 262H143L141 264H144V263L146 264ZM159 262H156V264H159ZM188 263L190 262H187L186 264Z\"/></svg>",
    "mask_w": 264,
    "mask_h": 264
}]
</instances>
